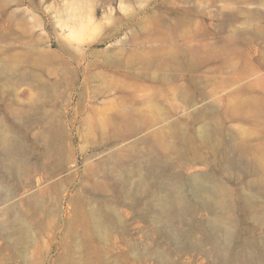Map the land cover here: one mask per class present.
<instances>
[{
	"label": "rangeland",
	"instance_id": "374dc122",
	"mask_svg": "<svg viewBox=\"0 0 264 264\" xmlns=\"http://www.w3.org/2000/svg\"><path fill=\"white\" fill-rule=\"evenodd\" d=\"M263 178L264 0H0V264H264Z\"/></svg>",
	"mask_w": 264,
	"mask_h": 264
},
{
	"label": "bare ground",
	"instance_id": "6f19581e",
	"mask_svg": "<svg viewBox=\"0 0 264 264\" xmlns=\"http://www.w3.org/2000/svg\"><path fill=\"white\" fill-rule=\"evenodd\" d=\"M256 104L254 102H250L248 103V105L245 107V109H248V110H251L252 107H254ZM153 144V146L157 147V148H160L164 145V134L163 133H160V132H155V133H152L150 134L149 136L143 138L142 140H140L138 142V144ZM256 161H258L256 159ZM152 167L150 166V169ZM260 186L262 188H264V178L262 180V184H260ZM216 193H218V191H215ZM9 200V198L7 199H3V200H0V204L2 202H7Z\"/></svg>",
	"mask_w": 264,
	"mask_h": 264
}]
</instances>
